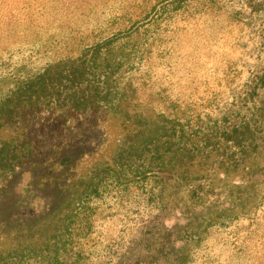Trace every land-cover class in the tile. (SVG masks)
<instances>
[{
	"label": "rangeland",
	"instance_id": "374dc122",
	"mask_svg": "<svg viewBox=\"0 0 264 264\" xmlns=\"http://www.w3.org/2000/svg\"><path fill=\"white\" fill-rule=\"evenodd\" d=\"M60 61L1 120L0 264H264V0H0V106Z\"/></svg>",
	"mask_w": 264,
	"mask_h": 264
},
{
	"label": "trees",
	"instance_id": "16d2710c",
	"mask_svg": "<svg viewBox=\"0 0 264 264\" xmlns=\"http://www.w3.org/2000/svg\"><path fill=\"white\" fill-rule=\"evenodd\" d=\"M99 51V50H98ZM100 63V62H99ZM92 66V64H91ZM89 66V67H91ZM87 64L85 65V61H82L81 64L77 66H72L69 63H64L62 61L56 62L53 64L46 65L43 70L33 76H30L26 78L24 83H22L17 90V94L13 98V96L7 97V101L0 106V127L2 126V119L3 117L9 119H14L12 114H14V110L10 108L11 103H17L16 105H21L26 102L27 103H33L32 98L36 99L38 98L41 93L44 92V90H47L49 87L53 88L57 85H60L63 83L64 80L68 81V83L78 82L82 83L85 78L87 77L85 73H87V68H89ZM20 84V83H19ZM92 93L97 97L98 95V89L97 87L95 89H92ZM100 97V96H99ZM83 100V98H82ZM78 101V100H77ZM9 108V109H8ZM149 124L155 125L156 128L152 134L157 135V128L160 126L151 122ZM163 128V126H161ZM146 142L151 141L148 138H145ZM2 152V151H0ZM7 165V164H6ZM147 167H152L148 164ZM150 168H145L144 170H149ZM0 178H7L10 174H13L15 171L14 165L12 166H3L0 169Z\"/></svg>",
	"mask_w": 264,
	"mask_h": 264
}]
</instances>
